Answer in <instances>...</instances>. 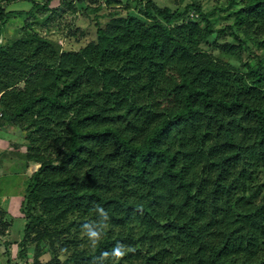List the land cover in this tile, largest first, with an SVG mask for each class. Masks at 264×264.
Listing matches in <instances>:
<instances>
[{
  "label": "trees",
  "instance_id": "trees-1",
  "mask_svg": "<svg viewBox=\"0 0 264 264\" xmlns=\"http://www.w3.org/2000/svg\"><path fill=\"white\" fill-rule=\"evenodd\" d=\"M52 1L0 7V38L12 14L50 13L48 27L52 11L75 18L123 0ZM141 2L142 17L109 13L77 50L26 20L0 46V126L24 134L0 159L39 164L18 207V257L264 264V0H227L222 29L213 26L221 8ZM244 50L245 62L228 61ZM6 214L0 205V236Z\"/></svg>",
  "mask_w": 264,
  "mask_h": 264
},
{
  "label": "rangeland",
  "instance_id": "rangeland-1",
  "mask_svg": "<svg viewBox=\"0 0 264 264\" xmlns=\"http://www.w3.org/2000/svg\"><path fill=\"white\" fill-rule=\"evenodd\" d=\"M43 1L44 0H0V7L5 6L7 10H11V11H17V10L27 11L31 8L33 2L41 3ZM141 1L126 2L127 5L130 7L129 10H126V8L124 7L126 5L124 0L121 2L119 8L115 7L114 5L109 6L106 3L107 5L103 4L102 5L103 7L96 13H90V12L85 13L87 12V10L84 9L83 12L86 15L80 13L76 15L75 18H73L69 14L59 15V11L58 14L56 11H55L56 13L53 14L52 11L51 12L52 16L49 19L50 22H48L49 23L48 27H46V24L43 22L42 18H45L50 13L44 14L42 11H39L35 8L32 9V13L35 15L36 18L33 19V17L29 13H27L25 17L26 19L23 20L31 22V24L33 25V27H35L37 31H39L41 34L45 33L44 35H49L51 38L57 40V42L61 44V46H64L65 48L68 47L77 50L81 45H84L95 38V27H94L95 22L97 21L98 24L103 26L110 19L109 13L114 12L115 15L120 14L119 16H121V15H125L128 11V13L130 14H135L138 17H142V15L139 14L138 12V7H137L138 3L140 2L143 3L145 0H141ZM152 1L156 3L158 6L168 7L171 10H175L177 12H182L186 8V6L189 5L190 7L187 10L189 14L192 13V9H193V7H191V4H195V3H200L204 12L207 11L210 12L214 7H218V9L221 8V10L215 13L216 16H215V20L213 21V26L216 27L217 29H222L226 24H229L231 22V19L229 17L225 18V15L227 13L225 5L227 3V0H152ZM96 3L97 1L94 3H88V5L90 7H93L96 5ZM55 4H57V0H53L51 6H55ZM85 4L80 5L81 8L87 6ZM192 16L195 15L192 14ZM95 17L97 18V20L94 19ZM9 18L10 19L7 20V24L5 25L3 29V34L0 38V46L5 44L11 38V36H18L20 34L21 26L24 24L23 20L21 21L23 17H16V15L12 14ZM64 36H66V38L68 39H63ZM220 38L224 39L225 37L221 35L219 36V39ZM254 49L255 48L253 47V51H255ZM249 52L250 51L244 50L241 53H239L237 57L229 58L228 61L235 65L239 64L240 62L243 63L249 58ZM213 53L216 55L217 51H213ZM221 59L227 60V57L222 56ZM2 124L4 128L7 129L8 125H6V123H2ZM13 131L14 132L12 134L15 135L16 137L24 136V134L21 133L22 131L17 128H14ZM7 163H9L10 165H9V169H7L5 172V176L11 175L12 172H15L20 168L19 162H7ZM31 170L32 168L30 167V171ZM13 186L14 189H20L19 187H21L20 185L18 187V185L14 183L12 186H9L11 187L9 190L12 191ZM0 200L2 199L0 198ZM15 212L17 213V211ZM8 213L9 214H6V218L8 221H10V227H9V233L4 238V240L5 242L11 241V245L13 244L12 246L13 249L8 250V254H6V256L10 258V264L13 261H18L17 263L22 264V262H20L19 260V257L15 256V254H17V252L19 251L20 247L18 244L22 241L24 237L25 221L19 215H14V213L11 214L10 212ZM2 245H4V243L2 242V240H0V246ZM28 255L30 256L31 252L28 253ZM3 257L4 256L0 258V264H6V259L5 257L4 258ZM47 258L48 257L45 256L44 260H46Z\"/></svg>",
  "mask_w": 264,
  "mask_h": 264
},
{
  "label": "crops",
  "instance_id": "crops-1",
  "mask_svg": "<svg viewBox=\"0 0 264 264\" xmlns=\"http://www.w3.org/2000/svg\"><path fill=\"white\" fill-rule=\"evenodd\" d=\"M7 129H5L3 125L0 126V151L6 150L8 152L9 150H13V147L11 145L18 142L16 139L17 137L12 134L14 132L13 131L14 128L8 125ZM2 158L3 157H1L0 159V198L2 199L0 200L1 201L0 204L3 208L7 210V214H9L8 212H10L11 214L14 213V215L20 216V214L18 213V207L20 205V200L24 191V181L28 175L32 174L39 167V164L37 162H30L24 167V169H22L20 165V168L18 170H16L15 172L11 171L12 172L11 175L5 176V172L7 169H9V165H10L7 162H15V161L10 160L9 157L8 158L6 157L4 159ZM30 167L32 168L31 171H30ZM14 183H16L18 187L20 185L21 186L19 187L20 189H14L13 186L12 191L9 190L11 188L9 186H12ZM15 211H17V213ZM8 233L9 230L5 236H0V240H2V242L4 243V245L0 246V258L4 256L6 259V264H10V258L6 256V254H8V250L13 249L12 248L13 244L11 245V241L5 242L4 240V238L8 235ZM15 256H18V252L17 254H15ZM19 260L20 262L23 263V260L21 259ZM17 262L18 261H13L11 264H15V263L19 264Z\"/></svg>",
  "mask_w": 264,
  "mask_h": 264
},
{
  "label": "clouds",
  "instance_id": "clouds-1",
  "mask_svg": "<svg viewBox=\"0 0 264 264\" xmlns=\"http://www.w3.org/2000/svg\"><path fill=\"white\" fill-rule=\"evenodd\" d=\"M96 233L95 232H92V231H89L88 232V236H89V238H91V239H95L96 238ZM113 255L115 256V257H117V258H119V257H122L123 255H124V253L122 252V251H120L118 248L117 249H114V251H113Z\"/></svg>",
  "mask_w": 264,
  "mask_h": 264
},
{
  "label": "built area",
  "instance_id": "built-area-1",
  "mask_svg": "<svg viewBox=\"0 0 264 264\" xmlns=\"http://www.w3.org/2000/svg\"><path fill=\"white\" fill-rule=\"evenodd\" d=\"M72 1H75V0H72Z\"/></svg>",
  "mask_w": 264,
  "mask_h": 264
}]
</instances>
